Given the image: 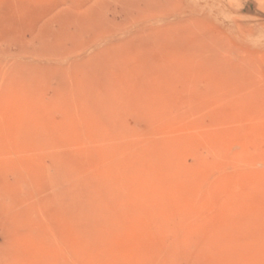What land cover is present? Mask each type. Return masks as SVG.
<instances>
[{
    "label": "rangeland",
    "instance_id": "1",
    "mask_svg": "<svg viewBox=\"0 0 264 264\" xmlns=\"http://www.w3.org/2000/svg\"><path fill=\"white\" fill-rule=\"evenodd\" d=\"M0 264H264V0H0Z\"/></svg>",
    "mask_w": 264,
    "mask_h": 264
},
{
    "label": "bare ground",
    "instance_id": "2",
    "mask_svg": "<svg viewBox=\"0 0 264 264\" xmlns=\"http://www.w3.org/2000/svg\"><path fill=\"white\" fill-rule=\"evenodd\" d=\"M128 45H129V44H128ZM123 53H124V52H123ZM125 54H126V53H125ZM126 55H127V54H126ZM126 55H125V58H126ZM117 59H118V58H117ZM126 59H127V58H126ZM136 59H137V58H136ZM136 59H135V60H136ZM108 65H109V64H108ZM112 65H113V64H112ZM127 65H131V64L127 63ZM133 65H134V64H132V67H134ZM106 66H107V65H106ZM121 66H122V64H121ZM123 66H124V64H123ZM138 66H139V65H138ZM128 68H129V67H128ZM104 69H105V68H104ZM126 69H127V68H126ZM131 69H132V68H131ZM133 69H134V68H133ZM127 70H128V69H127ZM128 71H130V70H128ZM125 72H126V71H125ZM99 73H100V72H99ZM103 73H104V72H103ZM105 73H106V72H105ZM130 73H131V72H130ZM130 73H129V74H130ZM133 73H134V72H133ZM126 74H127V73H126ZM127 75H128V74H127ZM102 76H103V75H102ZM102 76H101V77H102ZM105 77H106V76H105ZM122 77H123V76H122ZM211 114H212V113H211ZM211 114H210V115H211ZM212 116H213V115H212ZM222 116H223V115H221V117H222ZM218 117H219V116H218ZM238 117H239V116H238ZM219 119H220V118H219ZM202 120H203V119H201L200 121H202ZM235 120H236V119H235ZM198 121H199V120H198ZM217 121H218V120H217ZM219 121H220V120H219ZM237 122H238V121H237ZM231 123H232V122H231ZM193 124H194V123H193ZM200 124H201V123H200ZM219 124H220V123H219ZM194 128H195V127H194Z\"/></svg>",
    "mask_w": 264,
    "mask_h": 264
}]
</instances>
